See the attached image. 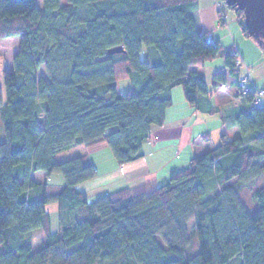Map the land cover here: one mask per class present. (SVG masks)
<instances>
[{"label": "trees", "instance_id": "trees-1", "mask_svg": "<svg viewBox=\"0 0 264 264\" xmlns=\"http://www.w3.org/2000/svg\"><path fill=\"white\" fill-rule=\"evenodd\" d=\"M42 2L0 0V39L21 38L0 86V264H264V108L251 93L221 111L211 96L225 74L210 89L191 70L222 56L235 87L242 78L239 59L200 29L199 0ZM227 7L264 50L243 10ZM115 46L123 51L109 54ZM145 46L151 61L141 59ZM128 77L134 88L122 93ZM179 85L196 110L220 112L238 134L224 130L167 183L91 199L84 185L99 172L90 154H57L104 145L121 165L139 159ZM43 171L61 173L64 185L33 177Z\"/></svg>", "mask_w": 264, "mask_h": 264}, {"label": "crops", "instance_id": "crops-1", "mask_svg": "<svg viewBox=\"0 0 264 264\" xmlns=\"http://www.w3.org/2000/svg\"><path fill=\"white\" fill-rule=\"evenodd\" d=\"M198 6L197 17L200 29L203 32L209 31L210 35L218 42L219 46L228 49L232 54L237 51L240 58L243 59L241 61L242 64L237 65V73L241 77L246 75L251 69L250 72L252 73L253 80L247 83V86L251 90H254V88L264 89V50H262L253 39L244 35L243 26H241V22L235 11L228 8L234 11L232 16H230L224 0H199ZM220 6L224 7L225 18L219 14ZM247 66L250 69L247 68ZM191 70L197 71L199 74L201 73L210 89L216 83L215 76L217 74H225V79L227 80V85L230 86V90L233 88L234 82L236 81L235 77L231 75L229 69H227L225 59L222 56L210 60L203 66L191 67ZM219 86L220 85L217 84L211 96V102H213L215 107H219L221 111H223V109L233 110L242 104L241 101H232L229 94L221 91ZM181 92L182 90L180 87L171 89L173 105L166 111V121L161 126H153L149 140L142 146L143 155L139 157V159L122 165L119 164L118 160H114L115 162L111 165H105L104 161L100 164L95 157H100L101 151L108 149L107 146L99 145L94 148L83 147L80 149L79 153L76 155L88 152L91 161H93L97 167V172H99L97 178L86 182L84 185L86 191H93L98 186L97 183L99 182L101 184H108L120 181L119 185L122 187H136L152 180L156 181L158 184V178L163 174V170L168 169L172 172L177 169V171H175L178 172L188 165L189 161L193 158L192 156L202 154L204 151L214 147V145L211 147L207 143L212 139L213 134H211V132L214 130H224L220 112L213 111L212 113H208L196 110L187 102L185 93L182 92L184 93L183 96ZM175 96L177 100L174 99ZM262 99L261 103L263 101ZM176 101L178 104L181 103L182 107L175 104ZM260 105L262 106V104ZM201 120H207V123L211 122L210 124L214 125V128L202 131L201 133L198 132L195 125ZM180 126L179 135H172L171 132H169L170 128L172 129ZM230 130H233L235 135L238 134L236 127ZM205 133L210 134V138L204 137ZM151 158L158 160L159 165H157V167H155L153 163H150ZM175 171L174 173H176Z\"/></svg>", "mask_w": 264, "mask_h": 264}, {"label": "rangeland", "instance_id": "rangeland-1", "mask_svg": "<svg viewBox=\"0 0 264 264\" xmlns=\"http://www.w3.org/2000/svg\"><path fill=\"white\" fill-rule=\"evenodd\" d=\"M38 2L40 4V6H43L42 0H38ZM220 9H222L223 16H224L225 15L224 14V12H225L224 7L220 6ZM227 10H228V14L230 16H232L234 11L228 9V7H227ZM219 14H220V16H222L220 11H219ZM224 18H225V16H224ZM20 41H21L20 36L0 39V86H2L3 89H4L3 70H5L6 68L11 69L12 63H13V59H14V55H15L16 51L19 48ZM146 49L147 48L145 46L144 52L141 54V59L143 61H145V60L151 61V58L149 56V52ZM234 55L239 59L240 64H242L241 61L243 59L240 58V56L237 53V51H235ZM247 68H249V67L247 66ZM250 70L248 71V73L246 75H243V76H249L250 80H253L252 79V73L250 72ZM243 76H241V77H243ZM117 85H118L119 91L122 92V93H125L129 89L134 88V84L132 83V80L129 77L125 78V79H122V80H119ZM177 87L178 88L180 87L182 92H183V87L181 85H179ZM229 88H230V86H228V85H226V86L220 85V87H219V89L221 91L227 92L229 94V96L231 97L232 101L233 100L240 101V98L237 97L236 95H234L235 91H236L235 89L237 87L233 86V88L231 90ZM182 94L184 96V93H182ZM176 98L177 97L175 96L174 99L177 100ZM262 98H264V95L260 98V103H261V99ZM262 100L263 101L261 103L262 104L261 107L263 108L264 107V99H262ZM175 104H177L179 107L180 106L182 107L181 103L178 104L177 101L175 102ZM202 114H204V113H202ZM206 121L207 120H201L198 123H196L195 127H196V130L198 132L201 133L202 131H207L209 129H213L214 128V125L210 124L211 122L207 123ZM180 128H181V126L180 127H176V128H172V129L170 128L169 132H171L172 135H179ZM224 130L227 131V133L229 134L230 137L233 138L235 136L233 130L231 131L228 128H224ZM224 130H222V131H224ZM222 131L214 130L213 132H211V134H213L212 135V139L207 144H209L211 147L213 145H215V144H219L221 142V135H222L221 132ZM3 132H4L3 131V122H2L1 117H0V140L4 139L5 135H4ZM83 147L84 146H81V145H75L72 148L63 150L62 152L58 153L56 158L59 161H64V159L71 158L74 155H76L77 153H79L80 149L83 148ZM95 158H97V161L100 164H102V162L104 161L105 165H108V164L111 165L112 163L115 162L114 160H116V159H114L115 158L114 154H113L112 150L109 147H108V149L101 151L100 157H95ZM151 159H150V163H153V165L155 167H157V165H159L158 164V160L155 159V158H151ZM186 165H184V166H186ZM184 166H182V167H184ZM175 170L177 171V169H175ZM174 171L171 172L168 169L163 170L162 171L163 174H161L159 176V178H158V184L161 185L163 183L169 182L170 181V177L172 176L171 174L174 173ZM53 173L54 174H52V175H47V174L44 173V171L43 172H36V173H34L33 177L35 179L39 180V181H43L44 179H47L50 184H53V185L55 184L53 186V188L54 187H59V185H64L65 178L63 177V175L61 173H58V172H53ZM134 182H137V181H134ZM119 184H120V181L115 182V183H108V184H101L99 182V183H97L98 186L96 185L97 187L93 191H89L88 193L90 194L91 199H95V198H98V196L105 195L108 192L118 190L120 187H122ZM129 184H132V183H129ZM51 190H53V189H51ZM249 194H250V191L249 190L246 191L245 198L247 200L249 199L248 201L251 203V198L249 197ZM46 206H48V209L51 211V216L53 217V220L56 221V206H55V204L54 203H48ZM40 237H41V233H39V231H35V232H33L31 234V239L33 240V243H34V245H33L34 250L39 247V243H40V240H41Z\"/></svg>", "mask_w": 264, "mask_h": 264}, {"label": "water", "instance_id": "water-1", "mask_svg": "<svg viewBox=\"0 0 264 264\" xmlns=\"http://www.w3.org/2000/svg\"><path fill=\"white\" fill-rule=\"evenodd\" d=\"M227 5L234 6L237 10H243L245 24L249 34L255 36L264 46V0H225ZM123 46H115L108 50L122 52Z\"/></svg>", "mask_w": 264, "mask_h": 264}, {"label": "built area", "instance_id": "built-area-1", "mask_svg": "<svg viewBox=\"0 0 264 264\" xmlns=\"http://www.w3.org/2000/svg\"><path fill=\"white\" fill-rule=\"evenodd\" d=\"M220 12L223 16V12L222 9H220ZM209 41H214V39L210 36L209 37ZM238 65L240 64L239 60H238ZM240 82L237 86V88L235 89V94L237 97L242 98L243 95H250L251 93H253V99H254V107L259 106L260 105V98L264 95V90L261 89H256V90H251L248 86H247V82L250 81V77L249 76H243L242 78H240ZM223 86H226V84H222Z\"/></svg>", "mask_w": 264, "mask_h": 264}]
</instances>
